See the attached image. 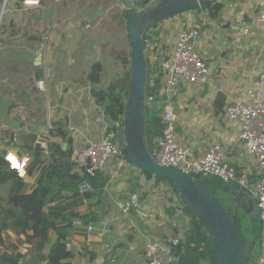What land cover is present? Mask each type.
<instances>
[{
    "label": "crops",
    "instance_id": "1",
    "mask_svg": "<svg viewBox=\"0 0 264 264\" xmlns=\"http://www.w3.org/2000/svg\"><path fill=\"white\" fill-rule=\"evenodd\" d=\"M257 1L264 2L218 1L221 15L212 18L209 14L196 44L211 67L209 81L201 86L185 85L171 96L177 140L198 158L206 150L208 139H218L225 149L226 161L250 180L258 177L256 162L244 154L238 129L226 119L224 108L238 100L257 72L264 70V35L256 27ZM24 2L0 0V143L4 144L1 146L6 149L5 155L13 151L28 163L34 159L45 163L54 156L52 162L56 163L57 149L71 154L90 141L102 139L107 132L103 107L96 103L92 91L105 90L117 78L112 80L116 70L123 67L114 62L113 41L107 35L110 28L105 24L109 20L104 19L115 8L119 18L123 17V0H39L37 5ZM196 11L184 15L186 26L201 22L200 9ZM170 23L159 32L158 24L150 29L163 54L171 49L178 27L171 20ZM235 28L247 29L249 34H239ZM161 60L163 56L155 53L151 63L147 55L151 93L162 89L157 65ZM95 64L101 66V72L98 83L92 84L88 75ZM39 82H43L42 90L37 87ZM146 113H157L161 119L155 107ZM71 172L80 177L76 168L72 167ZM144 172L124 155L123 161L111 160L97 174L86 206L75 212L92 215V222L108 223L104 232L97 229L89 236L84 228L72 227L66 242V250L73 256L70 264H144L146 238L183 239L190 218L183 212L185 206L179 194ZM39 173L41 168L32 177L25 176L29 186L35 185ZM215 181L208 179L207 184L218 183ZM133 193H138L140 205L122 216L116 204ZM66 194L70 196L71 191ZM116 216L118 220L112 222ZM183 216L187 219L184 231L177 225ZM55 239L51 234L49 244L41 250L42 256H47ZM263 243L261 229L252 254H257L254 264Z\"/></svg>",
    "mask_w": 264,
    "mask_h": 264
},
{
    "label": "built area",
    "instance_id": "2",
    "mask_svg": "<svg viewBox=\"0 0 264 264\" xmlns=\"http://www.w3.org/2000/svg\"><path fill=\"white\" fill-rule=\"evenodd\" d=\"M38 3L39 0H25L24 2V4L30 5ZM256 5L258 7L256 27L258 32L264 35V2L257 1ZM197 9H200L198 15L201 22L186 26L184 15L192 12L197 13ZM197 9L174 15L158 24L157 32L161 31L165 25L171 24L170 20L178 26L173 36V45L165 54L157 48L154 42L155 34L150 29L142 36L146 61L148 54L151 63V58L155 53L163 56V60L157 63L158 74L162 78V89L152 94L149 93L150 89L147 85L145 96L146 110L155 107L161 112V130L153 140L149 151L161 167L179 171L192 177L193 180L211 178L225 183L230 182L238 189L247 192L259 210L258 223L264 232V70L257 72L255 80L238 100L226 104L224 108V116L238 129V141L244 154L256 162L258 175L256 180H250L246 174L238 172L226 161L225 149L218 139H208L205 142L206 150L198 158L194 157L189 147L182 145L177 140V122L171 96L175 90L185 85L207 84L211 72V67L196 48L201 28L209 19V12L201 7ZM220 15L221 12L216 18ZM235 29L239 34H249L247 29ZM37 87L42 90L43 82H39ZM157 100H160L161 104ZM112 139L113 134L106 133L102 139L90 141L85 147L74 149L71 152L72 167L76 168L81 178L77 184V193L83 206L87 204L85 196L92 191V182L97 174L104 170L111 160L123 161L124 154L120 144ZM9 157L12 159L10 160ZM4 158L18 177L24 178L28 160L19 157L13 151L7 152ZM116 163L120 167L123 166L121 162ZM116 205L119 214L128 216L131 211L138 209L139 195L133 193L128 198L117 202ZM117 220L116 216L111 221ZM107 223L106 220L98 223L75 220L73 226L84 228V233L89 236L97 229L104 232ZM179 242V239L161 241L146 238L143 251L144 264H166L172 261L173 249L178 246ZM66 248L68 249L69 245H66ZM256 264H264V243L261 245V253Z\"/></svg>",
    "mask_w": 264,
    "mask_h": 264
},
{
    "label": "trees",
    "instance_id": "3",
    "mask_svg": "<svg viewBox=\"0 0 264 264\" xmlns=\"http://www.w3.org/2000/svg\"><path fill=\"white\" fill-rule=\"evenodd\" d=\"M201 8L208 10L212 18H216L222 10L218 1L208 2ZM123 17L126 18V14ZM114 62L124 67L128 64V56L116 54ZM100 72L101 66L93 65L88 75L89 82L98 83ZM128 78L129 71L123 72L105 90L92 91L96 103L103 107L108 126L106 133L113 134L114 142L118 141V131L123 121ZM160 129V116L157 113H146L148 148ZM1 145L4 144L0 143V264H70L73 256L66 250V242L73 231V222L95 221L92 215L75 212V209L83 206L77 193V184L81 178L71 172L70 152L57 149L56 163L52 162L54 156H51V161L45 159V163L36 159L28 163L26 177H32L41 168L35 185L29 186L24 178L18 177L9 167L4 158L6 149ZM120 148L129 160L124 148ZM41 164L44 166H39ZM144 173L151 177L148 172ZM154 178L176 191V186L166 179ZM3 187L6 189L2 190ZM70 191L69 196L66 193ZM89 197L90 194L85 196L86 199ZM183 212L190 218V226L179 245L173 249L174 260L166 264H215L213 251L201 224L190 210L184 207ZM51 234L56 239L47 256H42L41 250L49 244Z\"/></svg>",
    "mask_w": 264,
    "mask_h": 264
},
{
    "label": "water",
    "instance_id": "4",
    "mask_svg": "<svg viewBox=\"0 0 264 264\" xmlns=\"http://www.w3.org/2000/svg\"><path fill=\"white\" fill-rule=\"evenodd\" d=\"M211 1L220 0H123L130 63L118 142L126 151L130 164L176 186L181 202L191 210L207 235L215 264H254L252 254L259 242L261 227L258 223L259 210L247 192L230 182L215 179L218 185H208L207 180L211 178L193 180L179 171L161 167L146 144L147 61L142 36L159 22ZM232 198L237 201L236 207L229 206L233 217L227 214L224 207ZM248 220H256L255 234L248 226Z\"/></svg>",
    "mask_w": 264,
    "mask_h": 264
},
{
    "label": "rangeland",
    "instance_id": "5",
    "mask_svg": "<svg viewBox=\"0 0 264 264\" xmlns=\"http://www.w3.org/2000/svg\"><path fill=\"white\" fill-rule=\"evenodd\" d=\"M109 17H104V19L108 18L109 21H105V24H107L110 28V32L107 34L110 36L111 44L114 45L113 50H114V55L119 54L120 56H128V64L125 65L124 67H119V69L116 70L115 76L112 78L115 79L116 77L120 76L123 72L129 71V40H128V35H127V25H126V19L123 17L119 18V10L117 8L110 10ZM117 18H119L120 25L119 23L117 24ZM113 57V55H112ZM111 80V81H112ZM26 174L23 176L25 178ZM225 200V198H224ZM230 203H227L224 205L225 210L227 211V214L230 213L231 217L234 216L232 211L230 212ZM181 218V217H180ZM185 224H187V219L183 216V219H179L177 222V225H179V228L184 231L186 228ZM249 227H251V223H247ZM256 253H254V258L256 257Z\"/></svg>",
    "mask_w": 264,
    "mask_h": 264
},
{
    "label": "flooded vegetation",
    "instance_id": "6",
    "mask_svg": "<svg viewBox=\"0 0 264 264\" xmlns=\"http://www.w3.org/2000/svg\"><path fill=\"white\" fill-rule=\"evenodd\" d=\"M230 203H231V206H233V207H236L237 206V204H236L237 201H236L235 198H232L231 201H230ZM248 222L251 223V227L250 228H251L252 231L254 230V234H255L256 231H257V228L254 225V223H256V220H248ZM256 245H257V243H256Z\"/></svg>",
    "mask_w": 264,
    "mask_h": 264
},
{
    "label": "snow or ice",
    "instance_id": "7",
    "mask_svg": "<svg viewBox=\"0 0 264 264\" xmlns=\"http://www.w3.org/2000/svg\"><path fill=\"white\" fill-rule=\"evenodd\" d=\"M9 159L11 160L12 159V157H9ZM15 166V165H14Z\"/></svg>",
    "mask_w": 264,
    "mask_h": 264
},
{
    "label": "clouds",
    "instance_id": "8",
    "mask_svg": "<svg viewBox=\"0 0 264 264\" xmlns=\"http://www.w3.org/2000/svg\"><path fill=\"white\" fill-rule=\"evenodd\" d=\"M13 163L15 164V161H13Z\"/></svg>",
    "mask_w": 264,
    "mask_h": 264
}]
</instances>
